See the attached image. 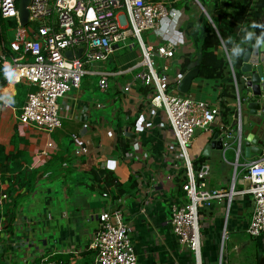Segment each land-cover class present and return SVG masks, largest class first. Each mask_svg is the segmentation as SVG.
<instances>
[{"label":"crops","instance_id":"1","mask_svg":"<svg viewBox=\"0 0 264 264\" xmlns=\"http://www.w3.org/2000/svg\"><path fill=\"white\" fill-rule=\"evenodd\" d=\"M147 1L164 2L171 10V15L167 19L160 20L158 29L147 32L151 35L152 41L148 40L150 42L146 45L153 47L167 43L175 45L176 51L173 59L167 60L169 71H171L170 78L174 80L177 72L181 73L183 66L195 63L202 22L207 19L210 24L212 23L208 11L214 12L218 4L226 0ZM251 30L259 33L257 29ZM139 57V52H137L135 55L132 53L130 55L122 54L117 58L118 68L112 72H107L109 74L107 83L109 81L113 83L114 91L113 95L105 102L99 98L96 100L90 99V101L83 98L86 89L97 88L100 80V76L96 73L86 74L82 78L79 89L70 90L66 96L58 100L61 128L52 133H45L41 130L35 132L30 126L19 122L18 112L30 89L27 86L25 87L28 89L25 97L18 100L14 99L15 104L11 107L0 103V146L7 153L15 154L18 151L22 155L27 153L31 161L29 164L21 161L20 163H23L22 168L30 171L36 170L39 182L56 179L61 180V183L67 187L68 194L63 195L62 203V209L65 211L62 212V217L66 220V223L60 227L59 241L65 244L60 251L61 254L71 256V259L73 255L77 256L75 263L71 261L70 264H79L78 259L82 257L79 256V252L86 250L90 236L97 227L98 215L102 211H108L115 207H121L123 210V221L128 225L138 264H194L193 255L178 242L169 224V206L173 201H183V192L180 185L184 182L183 170L180 167L181 163L173 161L171 158L172 152L169 151L172 134L165 124L161 110L149 108L148 101L144 99L146 94H142L143 89L141 87L137 88L138 84L132 88L129 98L126 101L122 100L123 94L120 92V88L133 78L136 71L128 72V69L135 65ZM102 65L103 63H98L94 68L103 70ZM185 72H187V69ZM87 76H98V80L93 82ZM17 84L21 83L8 82L5 87L0 89V94L15 96L18 90ZM223 85L225 86V84ZM222 92L223 87L220 83L197 77L192 81L188 95L213 104L219 102ZM221 100L225 108L220 112V117L211 127V130L202 131L197 129V133L194 132L195 136H193L188 147V156L194 167H199L202 163L209 164L210 171L205 177L207 189L224 190L226 192L234 178L236 161L239 164L236 168L237 172L239 168L241 170L245 169V162L259 160L263 156L252 155L246 160L241 152L239 157H236L235 138L238 127L235 100L227 96L221 97ZM226 111L228 115L225 118L222 113ZM240 118L241 123L245 118H248L247 111L242 110ZM118 122L123 123V126L125 125L123 130L127 129V133L135 134V139L126 135L128 138L126 141L130 144V150L136 151L142 159L127 161L122 154L114 150L116 142L114 129ZM222 125L229 129L231 135L230 142L233 143V146L230 145L227 150H231L233 160L222 161L219 167H214L212 159L221 161V156L224 158L226 152L223 153L222 151L220 154L217 150H211L209 157L202 154L206 145L211 141L213 134L220 133V126ZM139 126L143 128L144 133L137 135L136 132ZM27 131H29V134L26 133ZM54 133L57 136L56 143L52 139ZM73 134L88 142V152L85 156L74 157V144L71 140ZM64 137L68 138V144H65L62 140ZM48 141L53 144L50 148L46 147ZM71 144H73V147H71ZM134 144H136L137 150L134 149ZM60 151L63 152L58 162L60 171L58 174L53 175L57 166L54 161L59 157ZM42 152H46V156H43ZM201 158L204 159L202 162H200ZM231 167H233L232 179L230 175L232 174ZM100 168L111 172L116 178L115 182L121 186L131 182V177L137 185L131 192L124 194H118L115 190L117 197L113 198L111 191H114V187L104 189L102 188L103 184L99 188H92L90 185L91 171ZM229 179H231L230 182ZM87 181L88 184H86ZM6 188L5 183L0 184V191ZM235 189L237 191L242 189V185L238 181L235 182ZM41 191L42 189L38 190L37 188L31 194L19 195L21 196L19 199L31 200L30 209L37 211V217H31V220H28L25 218L26 216H23L25 222L22 221L21 227L15 226L13 222L12 225L6 226L5 241H9V248H22L26 243L27 248H33L35 251L39 249L37 245L39 233L44 234L49 231L47 223H44V228H39V202L37 197H39ZM49 192H51V189H46L43 193ZM19 201L17 206L18 204L20 206ZM227 209L228 213L226 214ZM251 212L250 195L240 193L234 194L230 202L224 196L220 200H213L210 207L200 210L201 264H219L220 262L221 264H264V241L259 237H249L246 233ZM47 213L45 219L51 220V214ZM47 215L50 216L47 217ZM228 215L230 217L228 231L232 234L234 243L228 246L227 249L225 247L223 251L225 256L223 257L222 253L219 258L217 252L220 254L219 245L223 229L227 231ZM40 217L42 218L41 214ZM79 221H83L86 226L81 230L86 242L82 247L80 236L77 234L76 224ZM6 223L9 224L7 220ZM13 225L14 230L11 232L10 227ZM17 233L18 237L16 236ZM49 236L52 237V235ZM242 237L248 239L242 241ZM42 241L43 245L48 242L45 239ZM68 250L74 251V254L67 253ZM24 261L26 260H23V264L32 263Z\"/></svg>","mask_w":264,"mask_h":264},{"label":"built area","instance_id":"2","mask_svg":"<svg viewBox=\"0 0 264 264\" xmlns=\"http://www.w3.org/2000/svg\"><path fill=\"white\" fill-rule=\"evenodd\" d=\"M19 3L20 0H0V33L4 34L0 41V66L4 69L6 63H11L19 72L18 81L15 83L34 88L27 92L20 109L18 120L21 124L34 126L45 133H52L61 128L58 100L70 90L79 89L82 78L88 73L100 76L98 87L105 91L109 74L104 70L95 69L94 66L106 62L119 44H123L127 37H132L137 41L140 59L128 69V72H136L131 80L121 86L120 92L123 94L122 100L126 101L137 84V88L146 89L144 99L148 101L149 108L161 110L165 124L172 134L169 151L172 152L173 161L181 163L184 177V182L180 185L183 201H173L169 206V224L178 242L191 252L194 264H201L200 210L210 207L213 200H220L224 196L230 202L232 196L237 193L251 197L252 212L246 228L247 235L262 238L264 241V156L259 160L245 162V173L237 180L234 177L226 192L207 189L205 177L210 171L209 164L202 163L199 167H194L189 159L188 147L194 132L197 129L211 130L220 117L221 107L219 102L212 104L193 98L188 93L178 92L177 86L183 73L177 72L175 79L171 80L167 63V60L174 57L175 45L167 43L153 47L146 45L142 40L143 32L158 29L160 20L171 15L166 3L147 0H29L24 25L19 17ZM248 22L247 17L239 24L236 37H242L243 29L251 30L248 28L251 22ZM260 23L264 24V15L261 16ZM211 25L213 26V23ZM11 32L13 37L9 39L8 34ZM222 42L221 51L225 56ZM132 47L133 45L129 46L130 49ZM66 52H70L72 57H66ZM154 57L163 61V64L155 63ZM228 67L235 94L238 127L235 141L238 158L241 154L238 134L242 125L241 98L234 66L228 63ZM260 81L264 82V78L261 77ZM262 98L264 88L260 89V96H255L254 101L259 102ZM142 130L139 126L136 134H143ZM123 131L127 133V129ZM220 137L224 153L230 147L228 141L231 135L229 129L223 125L220 126ZM71 140L74 144V157L85 156L88 152V142L75 134L71 136ZM52 145V142L48 141L46 147L50 148ZM135 145L134 149L137 150ZM42 154L46 156L47 153ZM122 156L127 161L142 159L134 150H129ZM238 165L236 161L235 172ZM236 181L242 185L241 190L235 189ZM3 191H0V245L9 248V241H2L8 226L5 206L9 209L7 214L13 212V223L16 226L21 227L22 221L25 220L21 210L17 211L13 207L10 197ZM224 238L226 239L225 229L220 243L221 256L224 251ZM84 251L95 254L93 264H138L128 225L123 221L121 207L102 211L98 215L97 227ZM73 252L68 250L67 253ZM46 259L47 257L40 258L39 261L38 257V263L32 261L31 264H45Z\"/></svg>","mask_w":264,"mask_h":264},{"label":"trees","instance_id":"3","mask_svg":"<svg viewBox=\"0 0 264 264\" xmlns=\"http://www.w3.org/2000/svg\"><path fill=\"white\" fill-rule=\"evenodd\" d=\"M208 14L215 29L207 19L203 20L200 29L198 55L196 57L194 67L198 69V78L213 80L216 83H220L223 87V92L219 97V104L222 111L224 110L225 106L221 100V97L227 96L234 99L235 94L233 79L229 71L228 63L221 51V41L231 37L233 40L239 42L241 37H236V33L238 32L239 24L242 23L247 17L249 21L248 24L251 22L248 28L252 29L250 26L254 22L261 24L260 18L262 15H264V0H226L221 4H218V7L214 12L208 11ZM257 31L260 30L257 29ZM3 36L4 34L0 33V41ZM251 51L252 50L249 49V52ZM242 58L243 57H241L236 62L239 68L242 65ZM188 65L182 67V73L188 69ZM3 70L4 69L0 66V89L8 84V81L4 78ZM235 74L236 78L241 75L240 71L238 73L235 72ZM223 84H225V86ZM17 85V93L15 96H13L15 100L24 98L27 92H25L26 86H23L22 84ZM142 94H146V89H143ZM222 114L225 118L228 115L227 111L223 112ZM122 124L123 123L118 122L115 125L114 132L116 133V142L114 150L123 155L129 152L130 144L126 141L128 138L123 131L125 125L123 126ZM21 155L22 153L20 151L16 152L15 154L7 153L0 146V184L5 183L7 185V188L3 192L7 193V195L10 197L13 207L17 206V202L22 196L21 194H31L34 192L37 187V183L39 182L38 172L36 170L30 171L28 169L22 168L23 166L20 163ZM200 160V162H202L204 159L201 158ZM90 181L92 188H99L101 187V184L104 185L102 187L104 189L114 187V191H111V196L113 198L117 197L115 195V190L118 192V194H124L131 192V190H133L137 185L135 180H133L131 177V182H129L127 185L121 186L115 182L116 178L113 176V174H111V172L103 169L92 170L90 173ZM6 217V220L9 223L8 225H10V222L13 221L14 217L13 212L10 211L9 214H6ZM2 241L3 243L6 242L4 238ZM7 250L8 248L6 245H0V252L2 253V262L0 264H9V257L6 255ZM86 253L91 252L84 251L80 253L79 256L83 257ZM53 258H56L57 262L60 264H70L71 262V256H67V259L63 261L57 259L58 257L56 255L53 256ZM33 263H38V261L34 260ZM91 264H93V261Z\"/></svg>","mask_w":264,"mask_h":264},{"label":"rangeland","instance_id":"4","mask_svg":"<svg viewBox=\"0 0 264 264\" xmlns=\"http://www.w3.org/2000/svg\"><path fill=\"white\" fill-rule=\"evenodd\" d=\"M145 32H143L141 34V37H142V40L144 41V43L148 44V42L152 41V37L147 32H151V31H145ZM8 37H9V39H12V37H13L12 32L8 34ZM148 40H150V41H148ZM130 45H133V47L131 49L129 48ZM138 51H139V49H138L137 41L132 37H127V39L124 41V43L119 44V47L116 50H114L113 54H111L109 56V58L106 60V62L103 63V65H102L103 70H105L106 72L114 71L115 69L118 68V65H117V63H118L117 58L118 57H120L122 54H129L130 55V53L135 55ZM139 59L140 58H138L137 61ZM153 61L155 63H157L158 65L163 64V61L158 60L157 57H154ZM91 69H92V67H91ZM234 70L236 73H238L240 71V68L237 66L236 63L234 65ZM168 74L171 76V71H169ZM87 77L89 79L93 80V82H96L98 80V76L97 77L96 76H87ZM195 79H197V78H195ZM239 88H240V95L243 97L246 91L240 86H239ZM32 90H34V88L29 89V91H32ZM26 91H27V89L25 90V92ZM113 91H114L113 83L109 81L108 87L106 88L105 91L101 90L97 84V88H87L83 98L88 99L89 101H90V99L96 100L99 98L101 101L105 102L111 95H113ZM193 92L196 93V91H194V90H193ZM18 113L20 114V111ZM30 128L32 130H34L35 132L36 131L39 132V129L34 127V126H30ZM26 133L29 134V131H27ZM196 133H197V131L195 132V134ZM195 134H194V136H195ZM33 137H35V136H33ZM52 139H54L55 140L54 142L56 143L57 136L55 133L52 135ZM62 140L64 141L65 144L69 143L67 137H64ZM232 146H233V144H232ZM71 147H73V144H71ZM54 148L56 149L55 144H54ZM219 152L221 154L222 151H219ZM225 152H224L225 157L223 158L221 156V161H219V159H212V164L214 167H219L221 165L220 163L222 161L225 162V160H229V161L233 160V154H232L231 150H226ZM62 153L63 152L60 151L59 157L56 158L54 161L57 164V166H56V170L53 172V175L58 174V172L60 171L59 170L60 166L58 165V162L61 159L60 155ZM21 161L25 164H29L31 159H30L29 155L27 153H25V154L20 156V162ZM231 170H232V174H230V175H231V179H232L233 167H231ZM244 173H245V170H243V169L241 170V168H239V170L237 172H234V177L240 178L241 176H243ZM231 179H229V182ZM86 184H88V181L86 182ZM37 188H38V190L42 189L41 193H39V197H37L38 202H39V228L40 229L44 228L45 227L44 223H47V226L49 227V231L44 233V234L39 233V236L37 237L39 240V241H37V245H38L39 249L37 251H35L33 248H29V247L27 248L28 245L26 243L23 245L22 248H9L7 250V255H8L9 260H10V261H8L9 264H23L22 262L24 259L28 262H32V261L36 260L38 258V256H39V261H40V258L47 257L45 264L53 263V262L55 264H57L56 258H53V256H55V255L58 257L57 259H60L62 261L67 259L66 255H63L60 253V251L65 246V244H63L59 241L60 227H61V225L66 223V220L62 217V212H65L62 209L63 208L62 203H63V195L68 194L67 187L61 183V180L55 179V180H51L48 182L47 181H44V182L41 181V182H39V186ZM46 189H51V192L43 193ZM19 200H20L19 203H20V206L22 207V210H21V207L19 206V204H18V206L15 207V209L17 211L21 210L22 216H24V217L26 216L25 218H27L28 220H31V217H37V211L30 209V204H31L30 199H24V200L19 199ZM4 209H5V214H7L9 212L8 206H5ZM47 212H49L51 214V217H52L51 220L49 218H48L49 220L45 219L46 214H48ZM40 214L42 215V218L40 217ZM49 216L50 215H47V217H49ZM227 221H228L226 223L227 231L225 229L226 239L224 238V240H222V246L224 247V249H225V247L227 249L228 246H230L232 243H234V238L232 237V234L228 231V225L230 222L229 215L227 216ZM12 222H10V224ZM14 225L10 227L11 231L14 230L13 229ZM76 225H77V234H78V236H80V245L82 247L83 245H85L86 242L84 239L85 238L84 235L81 233V230L83 228H86V226H85L83 221H79L78 224H76ZM200 228H201V225H200ZM49 235H52V237H50ZM16 236L18 237V233L16 234ZM44 239H45V241L48 240V242H46L45 245H43V241H42ZM247 239H248L247 237L241 238L242 241L247 240ZM81 249L83 250V248H81ZM57 253H59V254L57 255ZM1 255H2V253L0 252V263L2 262ZM217 256L220 258L219 252H217ZM224 256H225V253H223V257ZM76 257H77L76 255H73L71 261L75 262ZM94 258H95V254L93 252L86 253L83 257H80L78 259V263L79 264H86V263L91 264V262L94 261ZM203 263H204V261H203Z\"/></svg>","mask_w":264,"mask_h":264},{"label":"water","instance_id":"5","mask_svg":"<svg viewBox=\"0 0 264 264\" xmlns=\"http://www.w3.org/2000/svg\"><path fill=\"white\" fill-rule=\"evenodd\" d=\"M29 0H20L18 11L21 24L24 25L27 20L26 6ZM66 57L71 58L72 54L66 52ZM77 56H80L78 51ZM254 64H257L255 67ZM240 76L237 78L238 88L242 87L246 92L241 98V110L247 111L248 118L242 121L240 131L239 146L243 154V158L248 160L250 156H264V98L256 102L255 96H260V89L264 88V82L260 78H264V50L259 53L250 52L242 58L240 66ZM198 77V69L194 64L188 66L187 72L183 74L177 90L180 94L189 92L192 81ZM240 94V88H239ZM237 117V115H236ZM129 138L135 139V134L126 133ZM220 133L213 134L211 141L206 145L203 156L209 157L211 150L223 151V142ZM229 145L233 143L228 141Z\"/></svg>","mask_w":264,"mask_h":264},{"label":"clouds","instance_id":"6","mask_svg":"<svg viewBox=\"0 0 264 264\" xmlns=\"http://www.w3.org/2000/svg\"><path fill=\"white\" fill-rule=\"evenodd\" d=\"M252 29H259V33L256 31L243 29V36L239 42L234 41L231 37L224 40L223 48L225 57L230 66H234L237 60L245 55H250L249 49L253 52L259 53L264 50V24L252 23L250 26ZM4 78L9 83L18 81L19 72L12 66L11 63H6L4 66ZM0 103L7 107H11L15 104V100L11 95L0 94Z\"/></svg>","mask_w":264,"mask_h":264}]
</instances>
